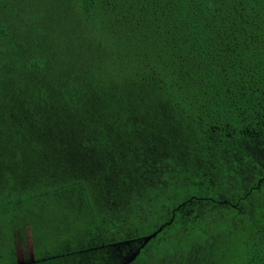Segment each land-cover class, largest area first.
<instances>
[{"label": "trees", "instance_id": "trees-1", "mask_svg": "<svg viewBox=\"0 0 264 264\" xmlns=\"http://www.w3.org/2000/svg\"><path fill=\"white\" fill-rule=\"evenodd\" d=\"M0 264H264V0H0Z\"/></svg>", "mask_w": 264, "mask_h": 264}, {"label": "rangeland", "instance_id": "rangeland-1", "mask_svg": "<svg viewBox=\"0 0 264 264\" xmlns=\"http://www.w3.org/2000/svg\"><path fill=\"white\" fill-rule=\"evenodd\" d=\"M17 242H18L17 249H20L21 247H23V244L20 242V238H17ZM31 257H32L31 251H29V253H28V258H26V253L24 251H22V250L18 251L17 259L20 262H22L24 260L31 259Z\"/></svg>", "mask_w": 264, "mask_h": 264}]
</instances>
